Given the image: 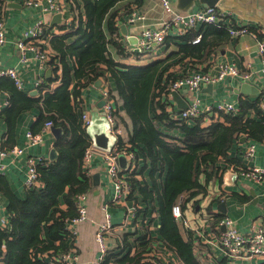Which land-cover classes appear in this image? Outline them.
<instances>
[{
	"label": "trees",
	"instance_id": "1",
	"mask_svg": "<svg viewBox=\"0 0 264 264\" xmlns=\"http://www.w3.org/2000/svg\"><path fill=\"white\" fill-rule=\"evenodd\" d=\"M117 1L68 0L71 10H80L81 6L79 15L83 12L84 18L72 15L70 21L58 25L59 29L70 30L56 37L55 53L50 54L45 64L51 76L37 85V97L26 95L11 77L0 80V87L11 93L10 106L1 112L10 130L19 113L32 107L38 108L40 115L32 124L31 133H38L48 121L63 130L54 143L55 157L47 158V166H36L41 186L26 188L23 198L5 192L8 213L7 221H0V264H59L55 258L74 247L75 235L68 226L79 216V197L87 195L92 185L90 176L82 173V158L90 139L82 124L81 112L77 114L72 101L81 104V88L100 78L113 98L117 128L130 126L127 140L117 134L118 148L128 145L136 158L142 155L150 161L151 185L136 177L128 178L132 189L128 200L142 205L138 213L143 216L156 212L160 219L159 238L166 248L176 253L182 264L206 262L195 252L192 232L173 217L172 205L179 200L182 205L197 194L205 193V186L199 182L200 174H204L207 183L217 170L215 176L221 182L229 164L239 165L238 159H229L227 155L241 134L255 142L264 140V109L259 107L258 98L240 97L236 114L220 111L217 119L211 114L209 117L213 120L206 125L204 117L191 123L174 121L165 110L168 105L165 94L170 92L171 81L180 75L170 68L187 57L196 62L205 60L217 45V39H229L225 29L202 24L181 36L168 35L162 46L174 49L171 48L165 57L144 65L123 64L118 62L119 58L135 56L138 59L142 53L130 52L121 40L123 35H120L112 11ZM3 7V0H0V16ZM198 34H201L200 41L193 44L191 40ZM52 37L44 38L47 41ZM67 37L73 40L66 43ZM79 79L86 81L75 82L71 89L73 81ZM58 82L52 92L41 94L50 83ZM250 110L255 118L248 117ZM13 146L11 143L2 148ZM221 161L230 163L218 166ZM163 172L164 180L158 186L156 174L161 177ZM61 204L67 208L62 209ZM153 239L142 234L132 254H120L118 248L128 249L131 243L129 234L125 233L120 246L108 252L99 264H143Z\"/></svg>",
	"mask_w": 264,
	"mask_h": 264
},
{
	"label": "crops",
	"instance_id": "2",
	"mask_svg": "<svg viewBox=\"0 0 264 264\" xmlns=\"http://www.w3.org/2000/svg\"><path fill=\"white\" fill-rule=\"evenodd\" d=\"M23 0H3L4 3V26H5V42L0 45V69L2 68H15L22 80V89L26 95L37 97L39 91L36 82L44 83L46 78L47 67L40 64V62L33 57L32 52L27 53V60H20V52L16 47V41L22 37L24 30L34 24L37 20L47 21L48 26L53 31H58L50 40L48 39L45 47L54 54L53 45L56 43V37L69 31V28L59 29L58 25L61 23L50 24V21L55 14L54 12H42L43 6L47 4V0H42L39 7H27L22 3ZM63 4L67 10L64 14L65 18L70 16L84 18V13L75 9L71 10L68 5V0H54ZM19 4L20 6H11V4ZM217 6L221 9L230 10L234 15L236 23H241L248 27H252L256 24L261 25L264 28V0H220ZM202 7L197 5L194 8ZM133 8H138L145 13V18L137 22L134 25L126 24L125 20L128 13ZM112 11L115 13V23L119 27L124 24L126 26L127 34H138L136 29L143 26H157L158 22L164 18V14L160 9L156 0H119L116 2ZM77 21V20H76ZM121 32V31H120ZM120 35H122L120 33ZM73 37H67L66 43H70ZM216 41V40H215ZM217 45L214 46L212 52L203 61H198L192 58H185L183 61L174 64L170 68L171 72L186 73L191 72L198 65H203L205 69H208L210 73L215 74L218 66L221 62L231 63L238 68L240 74L250 72V77L245 80L250 84L251 89H264V64L261 55L259 54L254 38L248 35L240 36L238 38H230L227 41H219L217 39ZM170 49L173 46L169 47ZM170 49H165L164 46H154L155 52L140 55V58L126 57L119 58L118 62L130 65H144L157 58H163L169 52ZM174 49V48H173ZM142 63L138 64L139 62ZM51 76V75H50ZM6 76H0V80ZM3 81V80H1ZM85 82V79H79L78 82L73 81V85L79 82ZM243 79L240 77H228L221 82L212 84L211 88L203 87L199 92V96L202 97L203 102L206 104H213L214 102L225 100L238 102L240 97H246L249 100H255L256 93L246 94L240 93L236 90L242 85ZM58 83H50L49 88H43L41 94L46 91L52 92ZM99 87H95V82L81 88V104L72 101L76 108L77 114L86 112L89 116H92L94 109L103 107V104L98 105L102 100ZM36 93L32 94V92ZM184 101L188 102V96L184 91L179 92ZM11 93L9 90L0 87V141L2 146H10L11 143L18 145L24 149L22 154H8L6 156H0V218L7 221V199L5 192H11L14 195L23 198L26 187L24 186L26 162L29 156H42L49 158L50 151L54 148L55 138L51 129L49 132L42 134V141L36 145H27L26 133L31 131V126L40 115L38 108L32 107L22 110L16 118L12 129L7 127L6 121L3 119L4 115L1 114L2 110L10 106L9 97ZM173 101V100H172ZM174 102V101H173ZM175 103V102H174ZM76 104V105H75ZM79 115V114H78ZM248 117L255 118L256 115L253 110L248 111ZM217 119L218 116H214ZM208 123H205L206 125ZM52 127V126H51ZM130 126L124 128L120 127V134L124 140H127L128 129ZM63 133V130H62ZM61 133V135H62ZM13 135L9 138L8 135ZM60 135V136H61ZM240 136H243L241 134ZM255 145V156L249 162L251 165L264 166V140L263 142H255L252 140H246L240 142L236 140L230 149L228 150L227 158L238 159L239 164L242 162L241 153L243 148L249 143ZM55 149V148H54ZM56 154V150H55ZM138 166L135 173V177L141 182H147L151 185L149 178L150 161L145 159L144 156L139 155ZM230 163V162H226ZM225 162H220L218 166H224ZM90 167L92 174L97 171L105 170V164L101 155H96L91 158ZM220 168V167H219ZM210 169L207 168V171ZM220 170H218L219 173ZM227 168L225 169V172ZM217 170L214 171L212 178L205 183L204 174L199 175V182L205 186V193H199L189 201L182 203L181 210L183 218L188 222V229L192 232V238L194 242V248L197 255L204 259L206 264H264V258H257L256 260H242L237 259L230 261L227 259L224 251L221 249L217 237L218 230L217 225L219 221L229 216L234 221L235 226L240 231H248L251 221L255 219L264 218V180L261 182H254L245 177L238 176L236 181L232 184H226L223 181L219 182L215 176ZM224 172V173H225ZM223 173V174H224ZM92 174H90V182L92 185L91 191L86 195V215L87 219L79 222L74 226L75 236L73 237V243L75 251L78 255V264H98V258L100 256V244L95 239V233L98 226L106 221V214L110 215V220L113 224L123 223L125 208L121 206H114L109 204L112 196L114 195V189L112 182L107 173L100 174L99 185L95 186L92 182ZM165 177V172L161 177L156 174L157 184L161 185ZM186 197L184 196V199ZM184 202V201H183ZM108 203V207L104 209V205ZM221 203H224L225 211L221 209ZM62 209L67 207L61 204ZM154 226H157L153 235L159 238V226L160 219L158 217L152 218ZM123 226V225H122ZM221 227L220 229H222ZM127 231L123 234H129V242L131 239V230L136 231V227L131 222L127 224ZM121 231H117L119 234ZM139 234L145 232V228L142 227L138 230ZM122 234V235H123ZM120 235V236H122ZM119 235H107L105 238L108 252H111L116 244V240ZM69 243V242H68ZM124 252V250H123Z\"/></svg>",
	"mask_w": 264,
	"mask_h": 264
},
{
	"label": "built area",
	"instance_id": "3",
	"mask_svg": "<svg viewBox=\"0 0 264 264\" xmlns=\"http://www.w3.org/2000/svg\"><path fill=\"white\" fill-rule=\"evenodd\" d=\"M42 0H23L22 3L27 7H39ZM160 9L164 14V18L158 22L157 26H139L136 29L138 34L134 35L137 38V42L133 45L129 44L126 36H122L121 40L127 44V48L130 52L136 51L138 53L147 54L149 52H155L154 46H162L164 44V39L168 35L181 36L184 35L191 29L199 28L202 24H213L218 28L225 29L231 38H238L240 36L248 35L255 39L256 46L259 54L263 59L264 64V28L256 24L252 27H248L241 23H236L234 20V15L232 11L221 9L217 6L212 7H199L194 8L189 11H179L175 10V0H156ZM42 12H54L62 13L64 21L71 20L70 18H65L64 14L67 8L60 2L54 0H47V4L43 6ZM145 18V13L140 11L138 8H133L126 17V24L134 25L137 22L142 21ZM48 23L44 20H37L34 24L27 27L22 33V37L16 41V47L20 52V60H27V53L30 51L33 53V57L36 58L41 65L45 66L47 61L50 59V52L46 49L45 36L52 37L58 31L48 30ZM45 34V36H43ZM201 34L196 35L194 39L191 40L193 44L200 41ZM5 42V26H4V12L0 16V45ZM40 45H43L41 47ZM133 57V56H130ZM0 76H8L14 80L15 85L18 88H22V80L17 73L15 68H2L0 69ZM240 77L243 80H248L250 77V72L245 74H240L238 68L226 62H221L215 74L210 73L208 69L201 64L194 68L191 72L181 73L179 77L172 80L169 86L170 92L165 94L168 99V105L165 106L169 117L172 120H185L187 123H191L194 119L199 117H204V123H209L213 119L209 115L213 114L218 116V112L222 111L224 113L238 112V102L220 100L214 102L213 104H206L203 102L202 97L199 96V92L206 84H214L216 82H221L228 77ZM102 82L100 94L102 100H104L103 107L101 111L108 123V132L115 136V144L110 150H102L93 145L90 141V145L85 149L82 161V173L85 176H90L92 170L90 167V161L93 156L101 155L103 162L105 164V170L108 174L109 179L112 182L114 189V195L112 196L109 204L114 206H121L125 208L124 211V222L121 224H113L110 220V215L106 214V221L98 226L95 233V239L100 244V256L98 258V264L105 259L108 254V248L106 246L105 238L107 235H119L116 240V244L120 246L121 236L120 234L127 231V224L132 223L136 227V231L131 230L130 247L128 249L121 250L119 247L118 253L129 252L132 254L137 248L140 241L138 240L142 234H139L138 230L142 227L145 228L143 234L148 237L154 238L152 240V248L147 253V256L143 264H182L175 252L165 247L160 238L153 235V231L157 226L153 225L151 221L152 218L156 217V212L151 211L147 216H143L138 213L142 208L141 204L136 202H130L128 196L131 193V186L128 182V178H135V173L137 170L138 162L133 151L129 149L128 145L118 148L117 146V134L120 133L119 128L116 126V119L113 114V98L108 93L106 86H103L104 80L102 78L98 79ZM36 84L39 86L41 83L37 81ZM175 90L178 92L184 91L188 96V102L186 108H179L172 101L171 91ZM256 98H258L259 107L264 109V89H260L256 93ZM255 98V99H256ZM81 118L83 121V126L89 124L91 117L88 113L82 112ZM52 126L51 122H46L42 129L38 133H31L28 131L27 145H36L42 141V134L44 132H49ZM24 149L18 145L13 147L2 148V143L0 141V156H6L8 154H22ZM120 154L125 155L126 158V168L123 169L119 165L118 156ZM255 156V145L249 142L242 150L241 158L244 164L239 165H228L227 171H234L237 176L245 177L254 182H261L264 180V166H257L255 164L251 165L249 162ZM42 165L47 166L48 160L42 156H29L26 162L25 180L24 186L26 188L30 187H40V182L37 180V169L36 166ZM1 170V167H0ZM79 216L73 219L69 224V229L75 235L74 226L81 221L87 219L86 215V195H81L79 197ZM181 200L176 202L171 207V213L173 217L180 222L184 227L188 228V222L183 218L181 210ZM108 207V203L104 205V209ZM3 223L4 219L0 218ZM123 225V226H122ZM224 227V230L220 228ZM117 234V231H121ZM218 237L217 241L224 251L226 257L230 261L237 259L242 260H256L257 258H264V218L255 219L251 221L248 231H240L236 226L234 221L229 216L223 217L218 225ZM158 231V230H157ZM121 234V235H122ZM55 262L59 264H78V255L75 248L71 251L58 256L55 258Z\"/></svg>",
	"mask_w": 264,
	"mask_h": 264
},
{
	"label": "water",
	"instance_id": "4",
	"mask_svg": "<svg viewBox=\"0 0 264 264\" xmlns=\"http://www.w3.org/2000/svg\"><path fill=\"white\" fill-rule=\"evenodd\" d=\"M220 0H175V10L177 12L179 11H189L194 9L195 6L197 5H201L202 7H212L215 6ZM11 6H20L19 4H11ZM64 20V18L62 17V13L58 12L55 13L50 21V24L53 23H61ZM120 31L121 34L123 36H126V39L128 41L129 44L133 45L137 42V38L134 35H130L127 34L126 32V26L124 24H122L120 26ZM51 75V70L50 68H47L46 70V78H49ZM242 85L239 87L238 90H236L237 92L240 93H252L255 94L257 93V88L255 89H251L250 88V84L248 82H246L245 80H243ZM101 84L100 80H96L95 81V87H99ZM211 88L212 84H206L204 85V87ZM36 93V91L34 90V92H32V94ZM171 95H172V100L175 102L176 106L179 108H186L187 107V102L184 101V99L181 97V94L178 91L172 90L171 91ZM104 103V100H101L98 105H101ZM92 116H91V120L89 122V124L86 126L85 128V132L88 136V138L90 139V141L93 143V145L99 149L102 150H110L113 145L115 144V136L110 134L108 132V123L103 115V112L99 109H94V111L92 112ZM51 132L53 133V135L55 136V138L60 137L61 133H62V128L61 127H56V126H52L51 128ZM240 142H244L246 140V136H240L238 139ZM50 159H53L55 157V149L52 148L50 151V155H49ZM118 162L119 165L121 166V168L125 169L126 168V158L125 155L120 154L118 156ZM103 173H107L106 170L103 171H97L95 173L92 174L91 178H92V182L93 185L98 186L99 185V180H100V174ZM237 173L234 171H226L223 174V181L226 184H232L233 182L236 181L237 179ZM224 203H221V209L223 211H225L224 208ZM224 230V227L222 228Z\"/></svg>",
	"mask_w": 264,
	"mask_h": 264
},
{
	"label": "rangeland",
	"instance_id": "5",
	"mask_svg": "<svg viewBox=\"0 0 264 264\" xmlns=\"http://www.w3.org/2000/svg\"><path fill=\"white\" fill-rule=\"evenodd\" d=\"M142 62H143V61L139 62L138 64H140V63H142ZM122 128H124V127H122ZM121 234H122V233H121ZM121 234H120V235H121Z\"/></svg>",
	"mask_w": 264,
	"mask_h": 264
}]
</instances>
